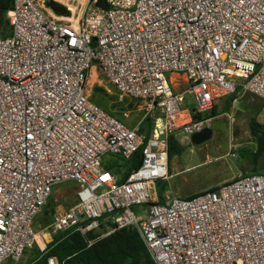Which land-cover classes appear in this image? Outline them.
<instances>
[{"label": "built area", "instance_id": "2783aa9c", "mask_svg": "<svg viewBox=\"0 0 264 264\" xmlns=\"http://www.w3.org/2000/svg\"><path fill=\"white\" fill-rule=\"evenodd\" d=\"M53 1L69 14L12 0L11 33L0 38V264L45 253L46 235L86 238L100 223L108 230L87 247L133 225L155 264H264V174L163 203L153 191L169 176L168 137L210 128L211 117L181 108L187 95L197 113L233 94L264 102V0ZM94 65L125 103L122 120L137 107L139 122L126 125L92 101ZM172 74L183 76L182 89ZM139 149L140 165L122 179L103 165ZM69 181L75 205L35 226L52 187ZM142 204L136 216L131 207Z\"/></svg>", "mask_w": 264, "mask_h": 264}, {"label": "rangeland", "instance_id": "374dc122", "mask_svg": "<svg viewBox=\"0 0 264 264\" xmlns=\"http://www.w3.org/2000/svg\"><path fill=\"white\" fill-rule=\"evenodd\" d=\"M94 66L97 71L96 81L90 82L88 77L86 86L92 101L102 110L122 120L121 114L126 109L125 103L116 102L114 88L103 78L98 67ZM95 68L91 69L95 71ZM182 88V83L178 87H174V89ZM235 97L236 100L233 104L231 103L230 108L224 107L219 112L215 109L216 115L210 122L212 136L208 141L200 145H192L190 139L182 136L181 131L175 132L183 149L180 154L169 157V176L167 180L157 182L154 187L153 191L156 193L159 203L167 201L172 196L184 199L198 195L230 181L238 175L251 172L253 162L242 159L240 150L242 148L255 149V143L248 131V121L250 118L256 117L259 122L264 123V102L247 94ZM227 101L228 98L225 100V106ZM181 108L188 111L195 108L193 96L187 95ZM137 109L139 108L131 109L133 112L129 113L130 118L122 120V122L126 125L128 123L134 125L139 122L143 118V112ZM146 127L147 121L142 124V128ZM262 162L261 164L264 166V158ZM108 164L111 168L121 166L127 169L129 161L120 156L108 155L104 158L103 165ZM77 187L78 185L74 181L53 186L47 200L49 205L44 206L42 212L35 217V226L38 228L47 226L51 221L49 211L52 209L53 211L57 209L66 211L75 205ZM146 209L147 204L131 207L134 214L140 217L145 215ZM50 238L52 239L53 236H45V239L49 240ZM39 239L40 237H38ZM37 253L35 248L26 250L21 259L13 264H26L29 257L35 256ZM2 264H6V262Z\"/></svg>", "mask_w": 264, "mask_h": 264}, {"label": "trees", "instance_id": "16d2710c", "mask_svg": "<svg viewBox=\"0 0 264 264\" xmlns=\"http://www.w3.org/2000/svg\"><path fill=\"white\" fill-rule=\"evenodd\" d=\"M45 5L56 15L65 16L69 14L63 5L53 0H45ZM12 7V0H0V38L7 37L11 33L6 13ZM235 96L236 94L228 96L226 109L236 99ZM215 115L214 106L211 110L204 113H197L195 112V108L192 109L193 119L202 117L212 118ZM145 121H147V127L145 129L141 127L140 132L148 136L151 124L148 118ZM248 131L252 141L255 143V149L242 148L240 150V157L253 162L251 172L249 173L264 174V166L261 164L264 158V123L259 122L256 117H252L248 121ZM182 149V144L177 137L174 134L170 135L168 137V156L180 154ZM127 160L129 161L127 169L116 166L118 172H122L124 177L140 165L141 149L137 150ZM106 168L111 169L110 164L106 165ZM46 205H49V203L47 202ZM52 213L53 209L49 211V216ZM108 225L100 223L99 229L89 232L86 238L78 232L71 233L70 235L66 233L55 234L52 241L48 244V250L45 253H40L35 248L38 253L35 256L29 257L26 264H48L50 257H55L60 264H155L133 225L115 230L109 235L95 241L90 247H87V239H95L101 233L108 230ZM6 264H13V262L8 260Z\"/></svg>", "mask_w": 264, "mask_h": 264}, {"label": "crops", "instance_id": "0c3cea01", "mask_svg": "<svg viewBox=\"0 0 264 264\" xmlns=\"http://www.w3.org/2000/svg\"><path fill=\"white\" fill-rule=\"evenodd\" d=\"M65 2V1H64ZM66 3V2H65ZM94 70V69H93ZM95 72V75H96V77H97V72H96V70L94 71ZM170 78H171V80H173V81H178V80H180V83H182V84H184L183 83V76H180V75H176V74H172L171 76H170ZM177 90H179V89H177ZM248 96H250V97H253V98H256V99H258L257 97H255V96H252V95H250V94H247ZM226 98H228V97H226ZM226 98H222V99H219V100H217L216 102H215V104H214V107H215V109L217 110V112H219L220 110H223V108L225 107V100H226ZM238 99H240V98H238ZM236 100V99H235ZM234 100V101H235ZM259 101H261L260 99H258ZM233 101V102H234ZM233 102H232V104H233ZM261 102H263V101H261ZM230 108V107H229ZM213 118V117H212ZM106 166V165H105ZM111 169H113V171H115L116 173H118V175H120L119 176V178L120 179H122L123 178V174H121L120 172H118V170H117V168L116 167H114V168H111ZM57 211H65V210H62V209H57Z\"/></svg>", "mask_w": 264, "mask_h": 264}, {"label": "water", "instance_id": "95a60500", "mask_svg": "<svg viewBox=\"0 0 264 264\" xmlns=\"http://www.w3.org/2000/svg\"><path fill=\"white\" fill-rule=\"evenodd\" d=\"M211 136L212 130L210 128H204L200 132L192 134L189 139L192 145H200L208 141Z\"/></svg>", "mask_w": 264, "mask_h": 264}, {"label": "bare ground", "instance_id": "6f19581e", "mask_svg": "<svg viewBox=\"0 0 264 264\" xmlns=\"http://www.w3.org/2000/svg\"><path fill=\"white\" fill-rule=\"evenodd\" d=\"M89 79H90L89 80L90 82L96 81V75H95V72H94L93 69H91V73H90Z\"/></svg>", "mask_w": 264, "mask_h": 264}]
</instances>
